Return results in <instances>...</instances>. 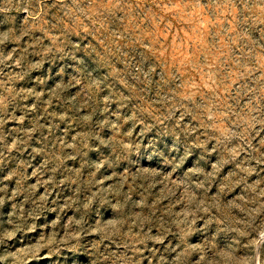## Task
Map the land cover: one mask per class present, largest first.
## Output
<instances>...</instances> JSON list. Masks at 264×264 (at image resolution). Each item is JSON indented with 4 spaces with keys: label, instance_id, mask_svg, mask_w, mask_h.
I'll use <instances>...</instances> for the list:
<instances>
[{
    "label": "rangeland",
    "instance_id": "1",
    "mask_svg": "<svg viewBox=\"0 0 264 264\" xmlns=\"http://www.w3.org/2000/svg\"><path fill=\"white\" fill-rule=\"evenodd\" d=\"M0 264H264V0H0Z\"/></svg>",
    "mask_w": 264,
    "mask_h": 264
}]
</instances>
